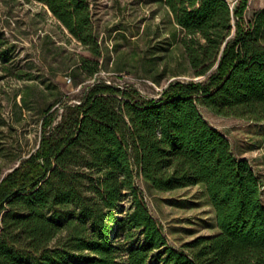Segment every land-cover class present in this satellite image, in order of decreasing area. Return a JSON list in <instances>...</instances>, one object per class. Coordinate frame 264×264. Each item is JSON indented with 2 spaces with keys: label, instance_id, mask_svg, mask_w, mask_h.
<instances>
[{
  "label": "trees",
  "instance_id": "1",
  "mask_svg": "<svg viewBox=\"0 0 264 264\" xmlns=\"http://www.w3.org/2000/svg\"><path fill=\"white\" fill-rule=\"evenodd\" d=\"M35 1L97 58L71 76L96 74L88 0ZM161 1L185 62L175 75L190 79L158 97L96 79L57 120L46 109L37 149L0 180V264H264L261 179L199 112L264 122V9L245 20L248 0ZM137 180L200 186L217 232L169 247Z\"/></svg>",
  "mask_w": 264,
  "mask_h": 264
},
{
  "label": "rangeland",
  "instance_id": "2",
  "mask_svg": "<svg viewBox=\"0 0 264 264\" xmlns=\"http://www.w3.org/2000/svg\"><path fill=\"white\" fill-rule=\"evenodd\" d=\"M231 1V0H228ZM97 37L99 71L74 72L96 57L73 38L47 7L35 0H0V180L33 153L41 138L46 109L56 120L65 101L76 102L81 88L96 79L132 86L158 97L185 66L176 28L161 0H88ZM264 9V0H248L245 20ZM234 27H232V33ZM202 117L229 141L232 153L246 159L262 183L264 203V122L226 117L199 107ZM144 202L161 227L167 245L179 250L199 236L217 232L214 213L198 185L170 191L148 190ZM131 205L126 194L121 203ZM148 264H157L152 259Z\"/></svg>",
  "mask_w": 264,
  "mask_h": 264
},
{
  "label": "built area",
  "instance_id": "3",
  "mask_svg": "<svg viewBox=\"0 0 264 264\" xmlns=\"http://www.w3.org/2000/svg\"><path fill=\"white\" fill-rule=\"evenodd\" d=\"M237 1H238V0H231V1H228L230 7L233 8V7L236 5Z\"/></svg>",
  "mask_w": 264,
  "mask_h": 264
}]
</instances>
